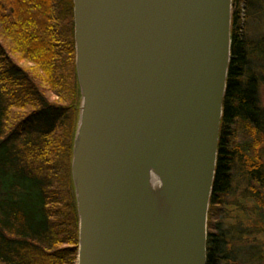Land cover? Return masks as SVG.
Here are the masks:
<instances>
[{
	"label": "water",
	"instance_id": "obj_1",
	"mask_svg": "<svg viewBox=\"0 0 264 264\" xmlns=\"http://www.w3.org/2000/svg\"><path fill=\"white\" fill-rule=\"evenodd\" d=\"M76 264H206L232 0H72Z\"/></svg>",
	"mask_w": 264,
	"mask_h": 264
},
{
	"label": "trees",
	"instance_id": "obj_2",
	"mask_svg": "<svg viewBox=\"0 0 264 264\" xmlns=\"http://www.w3.org/2000/svg\"><path fill=\"white\" fill-rule=\"evenodd\" d=\"M58 1L70 15L68 35ZM14 56L40 72L67 70L71 106L49 103ZM263 94L264 0H232L206 264H264ZM78 103L72 0H0V264L76 262L70 161ZM57 128L66 131L58 148Z\"/></svg>",
	"mask_w": 264,
	"mask_h": 264
},
{
	"label": "rangeland",
	"instance_id": "obj_3",
	"mask_svg": "<svg viewBox=\"0 0 264 264\" xmlns=\"http://www.w3.org/2000/svg\"><path fill=\"white\" fill-rule=\"evenodd\" d=\"M60 4H61V2L58 1L57 2L58 15H59V18L62 20L61 26H63L66 29L63 31H65L64 33H66L68 35L69 31L71 29L70 15L64 14L63 11L61 12ZM14 57H15V61L22 64V65L20 64L22 67H26V69L30 68V71L28 70V75H30L31 78L35 79L36 84L39 85L41 90L45 93V95L47 97L46 100L49 103H53L55 105L71 106V104L73 103V98L69 94L70 90L68 91L69 82L66 80V77H64V76H66L67 70L62 69V70L58 71L57 68L54 69V67H52V69H50L48 71L46 70V73L44 71H42L43 72L42 73L39 70H37L36 67L33 66L32 64L19 60L17 56H14ZM33 71H35L36 73ZM56 77H57V79H56ZM55 82L58 84L56 89L59 88V91L58 90L53 91L52 88L50 87L52 85V83H55ZM263 100H264V94H263ZM65 132L66 131H64L63 128H61V130L59 128H57L56 133L51 138V141H53V143H55L57 148H58V146L63 144L62 140H64V135L66 134ZM75 264H76V262H75Z\"/></svg>",
	"mask_w": 264,
	"mask_h": 264
}]
</instances>
